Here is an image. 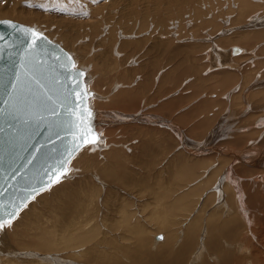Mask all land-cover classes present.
Instances as JSON below:
<instances>
[{"label":"rangeland","instance_id":"1","mask_svg":"<svg viewBox=\"0 0 264 264\" xmlns=\"http://www.w3.org/2000/svg\"><path fill=\"white\" fill-rule=\"evenodd\" d=\"M244 1H239L240 8ZM247 2L249 9L240 11L234 0H91L88 3L95 6L91 11L95 16L106 14L102 25L110 28L113 23L125 21V28L131 29L127 31L131 38L123 40L121 35L122 40L118 36V40L101 41V22L81 30L78 18L74 17L71 18L77 22L74 27L69 24L68 14L65 15L68 8L59 2L0 0L1 11L16 12L0 11V20L22 24L70 49L64 48L73 60V67L83 73L85 103L94 113L86 119L87 130L101 136L93 138L96 143L89 142V148L74 164L67 163V177L63 181L35 196L27 208V213L40 212L45 209L44 204L56 206L61 202L62 208L48 210V217L41 218L40 225L30 231L50 234L45 236L50 245L44 247L46 243L24 233L28 222L18 226L17 219L20 221L22 217L15 216L1 230L0 253L6 262L11 259L12 264H38L37 261L43 260L47 264L45 260L52 258L53 264H140L125 251V247L137 246L139 240L145 241L149 248L147 259L140 258L161 259L171 244L163 247L162 241H156L155 237L165 235L168 241L167 237L172 238L178 230L179 248L186 216L194 209L199 190L207 188L202 189L200 182L211 179L223 164L220 176L223 175V186L234 191L241 234L236 229L239 237L231 241L226 235L215 236L228 257L222 262L219 256H214L204 219L210 212L223 219L225 210L215 209L218 201L208 205L210 200L206 202L204 193L190 215L191 219L201 215V232H196L195 242L186 247L180 264H264V0ZM100 7L103 8L99 14ZM60 33L74 47L66 45L58 37ZM101 58L108 60V67L116 62L115 72L104 70ZM123 74L126 78H122ZM165 150H169L170 156L163 160ZM193 191H198L196 197ZM53 196L62 199L54 202ZM221 201L233 211L232 197L229 202L225 197ZM68 207L76 212V217L82 214L81 219L93 220L89 233L92 242L100 243L97 251L86 255L82 250L53 247L60 234L73 231L65 228ZM133 227L138 228V233L131 232ZM211 229L209 236L217 233ZM206 242L207 252L203 251ZM57 245L61 246V241ZM198 250L204 255L195 263ZM79 252L83 254L77 256ZM175 254L171 252V258ZM101 255H105L103 262Z\"/></svg>","mask_w":264,"mask_h":264},{"label":"water","instance_id":"2","mask_svg":"<svg viewBox=\"0 0 264 264\" xmlns=\"http://www.w3.org/2000/svg\"><path fill=\"white\" fill-rule=\"evenodd\" d=\"M0 21H10L16 26L0 23V37H3L0 39V109L4 110L0 114V217L9 220L35 194L47 188L42 189V185L55 183L62 172L59 162L68 158L67 151L73 145L79 150L95 136L85 127L87 92L82 75L78 76L81 71L73 67L69 54L47 37L39 41L35 50L26 52L35 36L24 29L31 28L12 20ZM22 57L26 58L25 67H20ZM17 77L19 86L13 91L10 85ZM23 96L36 105L27 124L23 122V112L15 120L9 115L24 107ZM47 96H51L55 104L47 101ZM51 107L56 108L57 117L51 116L48 110ZM54 121L59 126H55ZM31 145L41 151L35 152ZM78 150L72 151L69 159ZM29 153L39 159L13 177V170L24 163L22 157ZM33 188L37 190L35 193L31 192Z\"/></svg>","mask_w":264,"mask_h":264},{"label":"bare ground","instance_id":"3","mask_svg":"<svg viewBox=\"0 0 264 264\" xmlns=\"http://www.w3.org/2000/svg\"><path fill=\"white\" fill-rule=\"evenodd\" d=\"M39 1V0H38ZM41 1V0H40ZM49 2H59L58 4L59 5H63V6H65L66 8H68L67 9V11L68 12H71V13H74V15L73 14H69L68 12H65L64 14L65 15H67L68 14V17L70 18V20H71V23H69V24H72V25H74V27H76L77 26V22H75L74 20H72L71 18H78V25L81 27V30H86V26H89V27H94L96 24H98L99 22H101L100 24H101V33H103V35H101V41H106V40H109V39H112V38H114V39H117V37L119 36V39H121L122 37H121V35L124 37V39L123 40H125L126 38H131L130 37V35L131 34H129L128 32H130V30L131 29H128V27H126L125 28V26H127V25H124V22L125 21H122V22H120L118 25H114V23L113 24H111V27L109 28V27H107L106 26V24H104V25H102L103 23H105V21H104V19H105V15L103 16V14L101 15V16H99V15H97V16H95V14H93L94 13V11L93 12H91L92 11V8L93 7H95L94 5H89V3L88 2H91V0H48ZM92 1H95V0H92ZM235 1V5H236V7H237V9H239L240 7H239V1L240 0H234ZM237 1H238V3H237ZM106 2V1H105ZM177 2V1H176ZM103 4H104V2H102ZM246 3V4H245ZM50 4H52V3H50ZM103 4H101V6L103 5ZM170 4V3H169ZM53 5V4H52ZM168 5V4H167ZM131 6H133V4L132 5H129V6H127V9H130V8H132ZM170 6H171V8H174L173 7V5H171L170 4ZM170 6L168 7V8H170ZM177 6V4L175 5V7ZM180 6V5H179ZM255 6V5H254ZM104 7V6H103ZM103 7H100V8H94L95 10L97 9V11L99 12V14L101 13V9L103 8ZM106 7V6H105ZM249 5H248V2H247V0H245L244 2H242V7L240 8V11H242V10H244V11H246V10H248L249 9ZM65 8V9H66ZM158 8V7H157ZM93 9V10H94ZM162 9V8H161ZM178 9V8H177ZM164 11H165V9H163ZM254 10V9H253ZM1 11V10H0ZM96 11V12H97ZM162 11V10H161ZM167 11H169L170 12V10H167ZM1 12H6V13H9V14H16V12L14 11V10H12V12H10L9 10H3V11H1ZM44 12H46V11H44ZM90 12L92 13V14H90ZM157 12V11H156ZM159 12H160V10H159ZM174 12V11H173ZM158 13V12H157ZM162 14L164 13V12H161ZM179 13V12H178ZM177 13V14H178ZM244 12H241V14H243ZM18 14V13H17ZM97 14V13H96ZM158 14H160V13H158ZM161 14V15H162ZM238 14H239V11H238ZM76 15V16H75ZM165 15V14H164ZM163 15V16H164ZM32 16V15H31ZM83 16H85V17H83ZM176 15H174V17H175ZM67 17V18H68ZM83 17V18H82ZM165 17V16H164ZM171 17V16H170ZM173 17V16H172ZM45 18V17H44ZM80 18H82L81 20H80ZM161 18L163 19V17L161 16ZM167 18V17H166ZM25 19H27V17L25 18ZM29 19H30V17H29ZM135 19H137V18H135ZM143 19V18H142ZM145 19V18H144ZM165 19V18H164ZM31 20V19H30ZM29 20V21H30ZM32 20H35V19H33L32 18ZM166 20V19H165ZM36 23V22H35ZM161 23V22H160ZM62 24H63V22H62ZM142 24V23H141ZM154 24V23H153ZM159 25V24H158ZM50 25H48V27H49ZM66 26V25H65ZM64 26V27H65ZM154 26H156V25H154ZM146 27H147V24H146ZM145 28V27H144ZM70 29V28H69ZM72 29H73V27H71V35L72 34H74V32L72 33ZM93 29H95V28H93ZM98 30V29H97ZM91 31V28H89V32ZM128 31V32H127ZM70 32V31H69ZM80 32H82V31H80ZM88 32V33H89ZM38 33H40V32H38ZM91 33V32H90ZM40 34H42V33H40ZM59 36V38H61V39H63L64 40V43H66V45H69V47H74V43L72 42V41H70V39L67 41L66 40V36L63 34V33H60V34H58ZM88 36V35H87ZM86 36V37H87ZM68 38H71V37H68ZM75 38H76V36H75ZM88 38V37H87ZM89 39V38H88ZM91 39V38H90ZM133 39V38H132ZM164 39V38H163ZM71 40H73V39H71ZM76 40V39H75ZM118 40V39H117ZM122 40V39H121ZM53 43H55V42H53ZM105 43V42H104ZM126 43V42H125ZM129 43H130V41H129ZM55 44H57V43H55ZM124 44V43H123ZM60 47H62L61 45H60ZM124 47V46H123ZM131 48L133 47V46H130ZM146 47V46H145ZM63 49L65 48L66 50L68 49L67 47H65V44H63V47H62ZM64 49V50H65ZM133 50L132 51H134V52H136L135 50H134V48H132ZM65 50V51H66ZM69 51H70V49H68ZM72 50V49H71ZM73 51H75V49L73 50ZM132 53V52H131ZM74 54V53H73ZM97 57V56H96ZM75 59L77 60V61H79L78 59H77V57H76V55H75ZM127 60H129V59H127ZM111 61V60H110ZM113 61H114V59H113ZM126 61V60H125ZM114 64V65H113ZM113 64H111V65H113V67L111 66V67H108L110 64H109V62H108V60L106 61L105 59H103V58H101V67H103L104 68V70H107V68H109L110 69V71H114L115 72V70H116V68H117V66H116V62H114ZM93 66V65H92ZM99 67V66H98ZM75 69H76V67H74ZM120 69V68H119ZM147 69V68H146ZM94 71V70H93ZM127 71V70H126ZM96 73V72H95ZM118 73V72H117ZM129 74V73H128ZM127 74V75H128ZM125 75L126 74H123V76H122V78H126L125 77ZM95 76V75H94ZM91 77H93V76H91ZM98 78V77H97ZM101 78V77H100ZM253 78V77H252ZM108 79V78H107ZM101 80V79H100ZM89 81H91V80H89ZM142 81V80H141ZM145 81H148V80H145ZM125 83V82H124ZM145 83V82H144ZM147 84V83H146ZM120 86V85H119ZM133 87V86H132ZM143 87V83H141V88ZM131 88V87H130ZM137 88V87H136ZM127 89V88H126ZM137 90V89H136ZM85 91H87L86 90V88H85ZM143 91V90H142ZM92 94V93H91ZM92 96H93V94H92ZM93 98V97H92ZM91 98V99H92ZM93 100H95V99H93ZM97 101V100H96ZM91 102V101H90ZM93 103V102H92ZM86 104V107H87V111H86V115H85V125L86 124H88V127H89V123L86 121V119L87 118H91V117H93V115H94V113H92L91 111H89L90 109H89V105H87V103H85ZM94 105V104H93ZM95 106V105H94ZM95 108H97L96 106H95ZM96 112V111H95ZM99 114H100V112H99ZM110 114V113H109ZM111 114H112V112H111ZM110 114V115H111ZM96 115V114H95ZM108 115V114H107ZM113 115V114H112ZM107 117H109V116H107ZM112 117V116H111ZM95 118V117H94ZM93 119V118H92ZM96 119V118H95ZM103 119V118H102ZM105 119V118H104ZM101 120V119H100ZM107 120V119H106ZM96 121V120H95ZM104 121V120H103ZM108 121H109V119H108ZM114 121V120H113ZM104 123H105V121H104ZM103 123V124H104ZM95 124V123H94ZM86 127V126H85ZM87 128V127H86ZM94 129V128H93ZM102 129V128H101ZM88 130H90L89 128H88ZM100 135V134H99ZM94 136H96V135H94ZM96 138H101V136H96ZM93 141V140H92ZM173 143V142H172ZM168 144V143H167ZM90 146H91V144H90ZM89 148V143H87V144H85L84 146H82L74 155H73V157L70 159V162H69V164H74V160L78 157V156H80L81 154H82V152H84L85 150H87ZM110 155V157L111 156H113L112 154H109ZM114 159V158H113ZM79 161V160H78ZM67 165V164H66ZM69 166H71V165H69ZM225 166L223 165V164H221L220 165V167H218V171H215L214 173H213V175H212V178L211 179H209V180H207L205 183H203V184H201V182H200V186L202 187V189H203V187H207L204 191L202 190H199V194H197L198 193V191H197V193L195 192V191H193L194 193V195H195V197L197 196V195H199L198 197H196V198H198V199H196V201H195V199H194V209H196V207H197V204H198V202L202 199V197H203V195H204V193H205V195H207L206 197H204V199L206 200V202L208 201V200H210V202H209V204L208 205H210L211 203L213 204L214 202H216V201H218L219 202V204H217V207L215 208V209H217V210H219L220 212L222 211L223 212V210H225V212L223 213V215H224V217H223V219H221L222 217H220L221 216V213H220V218H218V215H216L214 212H210L208 215H209V217H206L205 219H204V224H203V226L206 228V227H209L208 228V230H206V234H207V239L209 240V242L211 241V244H209L210 246H209V248H211L212 250H213V253H214V256H219L220 257V259H221V261L223 262L224 261V259L226 258L227 259V251L226 250H224V249H222L221 247H220V245H219V242H218V240H217V237H215V236H218V237H220V234H222V235H226L227 237H228V239L231 241V240H237V237H239V234H238V232H239V230H238V227H237V224H238V222H240L241 220L239 219V216L237 215V206L235 205V204H237L236 203V200H234V191L232 190V188L230 187V186H227V188H226V186H223V182H222V177H223V175H221L220 176V174H221V172H222V170H223V168H224ZM70 168V167H69ZM60 177V176H59ZM59 179V178H58ZM225 179V178H224ZM64 179H62V181H63ZM60 182H61V179H60ZM52 184H54V183H52ZM51 184V186H53ZM227 184V183H226ZM55 185V184H54ZM217 187H216V186ZM214 186H215V189H214ZM198 187V186H197ZM236 187V186H235ZM50 188V187H49ZM95 188V187H94ZM192 188V187H191ZM191 188L189 189V190H191ZM213 188V189H212ZM219 188V189H218ZM46 189H48V187L46 188ZM46 189H44V190H42V191H40V192H38L37 194H35L29 201H27L26 203H25V205L17 212V214H16V217L17 216H19V217H22V220H18L17 219V222H19V225L18 226H20V225H23L24 223H27V228L25 229V231H24V233H28V234H31V236L32 237H34L36 240H37V242H39V243H46V244H43V246L44 247H48L50 244H48L49 243V241H47V239L45 238V236L46 235H50V234H39V235H37V234H32V233H30V231L31 230H34V229H36V226H39L40 225V221H42L41 220V218H43V217H45V216H47V211L48 210H52V211H55V210H58V209H60V208H62V204H61V202H59V203H57V205L56 206H54L52 203L51 204H44V208L45 209H40L41 211L40 212H26V211H28V209L30 208V206L29 205H31L30 204V202H31V200H33L34 199V197L35 196H37L38 194H40V193H42V192H44ZM98 189V188H97ZM193 189H195V188H193ZM199 189H200V187H199ZM198 190V189H197ZM52 192V191H51ZM69 192V191H68ZM67 192V193H68ZM73 192V191H72ZM206 192H209L208 194L206 193ZM70 194H71V192H69ZM74 193V192H73ZM191 194L192 193H190L187 197H189V196H191ZM197 194V195H196ZM90 195H92V193H90ZM204 195V196H205ZM56 197V196H55ZM54 196L52 197V199L51 200H53L54 198H55ZM185 197V196H184ZM225 197V200L226 201H228L229 202V199H231V197H232V201H233V206H234V208H233V211L231 210L230 211V209H227L226 208V206L227 205H225V203L224 202H222L221 201V199H223ZM60 198H61V196L60 197H58L57 196V198H55V201L54 202H56V201H58V200H60ZM36 199V198H35ZM37 199H39L38 197H37ZM62 199V198H61ZM185 199H186V197H185ZM184 199V200H185ZM203 199V200H204ZM41 200V199H40ZM46 200V199H45ZM50 200V201H51ZM72 200V199H71ZM187 200V199H186ZM75 201V200H74ZM74 201H72V202H70V203H73ZM81 201V200H80ZM44 202V201H43ZM42 202V203H43ZM52 202V201H51ZM63 202V201H62ZM66 202V201H65ZM91 202H93V200L91 201ZM204 203L205 205H207V203ZM231 202V201H230ZM45 203V202H44ZM78 205L81 203H79V202H76ZM69 204V203H68ZM75 204V203H74ZM76 204V205H77ZM86 205L88 204V203H85ZM216 204V203H215ZM214 204V205H215ZM38 205V204H37ZM75 205V206H76ZM80 205H82V204H80ZM85 205V206H86ZM214 205H213V207H214ZM68 206V205H67ZM73 206V205H72ZM216 206V205H215ZM232 206V207H233ZM29 207V208H28ZM33 207V206H32ZM77 207V206H76ZM80 207V206H79ZM88 207V206H87ZM200 207V206H199ZM208 207V206H207ZM28 208V209H27ZM36 208V207H35ZM42 208V207H41ZM71 208V207H70ZM78 208V207H77ZM212 208V207H211ZM210 208V209H211ZM55 209V210H54ZM67 209H69V207L67 208ZM76 209V208H75ZM80 209V208H79ZM87 209V208H86ZM194 209L192 210V212H190L189 214H188V216H186V222H185V225H184V228H183V231L181 232V234H182V237H183V239H181V242H180V246H179V248L177 249V246H178V239H177V237H176V233H177V231L178 230H176V233L174 234V236L171 238V237H167V239H168V241H166L165 240V235L164 236H160V237H162V239L160 238V239H157L156 237V241H159L160 242V240L162 241V246L164 247V244H171V248H170V250H168V252H167V254L166 255H164L163 257H161V259L160 258H156L157 256H152L149 260H144V259H142V258H140V257H145L146 259H147V252L149 251V248H147V246H146V244H145V241H141V240H139V242L137 243V246H135V247H133V248H131V247H129V248H127V247H125V251H126V253L127 254H129V256L132 258V260H134V261H137V260H139V261H141L142 263H140V264H180V261H181V257H182V254H184L185 253V251H187V249H186V247L187 246H190V244H192L193 242H195L194 240H195V238H194V236H195V234H197V233H199V231L201 230V215L199 216V217H196V218H192L191 219V217H190V215H192V213H193V211H194ZM215 209H213V210H215ZM70 210V209H69ZM69 210H67V211H69ZM84 210V209H83ZM227 210V211H226ZM32 211V210H31ZM80 211V210H79ZM78 211V212H79ZM200 211H201V209H200ZM60 212V211H59ZM130 212V211H129ZM243 212V211H242ZM50 213V212H49ZM54 213V212H53ZM76 212L73 210V212H71V210L68 212V217H67V220H66V229H70V230H73V231H70L71 233H69V234H67V232L66 233H62L63 234V236H62V234H60L59 236H61V237H59L58 238V240H54L55 241V245L53 246V247H56V249H71L72 251H78V250H82L85 254L87 253V252H89V254H90V252L92 253V251H97L98 250V248H99V244H97V243H94V242H92V240H90L91 238H92V235L90 236V233L89 232H91V228L94 226L93 224H92V222H91V220H90V217L88 216V214H87V217H89V220L88 219H86V220H83V219H81L80 217H82L80 214H79V216L78 217H76L77 216V214H75ZM84 213H87V211H85L84 210ZM202 213V212H201ZM216 213H219V212H216ZM55 214V213H54ZM51 215V214H50ZM49 215V216H50ZM53 215V214H52ZM61 215V214H60ZM239 215H241V213L239 214ZM72 216V217H71ZM125 216H126V214H125ZM16 217H14L15 219H16ZM18 217V218H19ZM48 217V216H47ZM53 217V216H52ZM65 218H66V216H64ZM63 217V218H64ZM73 217H76V220H72V218ZM86 217V218H87ZM123 217V216H122ZM243 217H244V215H243ZM242 216H241V219H244ZM51 218V217H50ZM58 218L60 219V217L58 216ZM158 220H161V218L162 217H156ZM154 219V218H153ZM13 220V219H12ZM93 221V220H92ZM130 221V220H129ZM154 221H155V219H154ZM157 221V220H156ZM199 221H200V223H199ZM13 221H10L9 222V220H5V226H7V224L9 223V224H11ZM55 222V221H54ZM56 222H57V220H56ZM55 222V223H56ZM59 222H61V220H59ZM47 223V222H46ZM9 224H8V226H9ZM48 224H50V223H48ZM64 224H65V220H64ZM74 224V225H73ZM138 224V223H137ZM54 225V224H53ZM56 225V224H55ZM159 225H160V222H159ZM215 225V227H218V231H216L217 229L215 228V227H213ZM239 225V224H238ZM4 226V227H5ZM61 226V225H60ZM182 226V225H181ZM50 227V226H49ZM59 227V226H58ZM58 227H56V228H58ZM96 227V226H95ZM241 227V226H240ZM244 227V226H243ZM6 228V227H5ZM142 228V227H141ZM212 228V229H211ZM4 228H2V229H0V238H1V234H2V232L3 231H1V230H3ZM60 229H61V227H60ZM138 228H135L134 229V227L133 228H131L130 230H132L131 232L133 233V232H137L138 233V230H137ZM204 229V228H203ZM202 229V230H203ZM209 229H211V230H215L217 233H215V235H212V236H209L210 235V230ZM238 230V232H237V230ZM240 229V228H239ZM244 229V228H243ZM130 230H129V232H130ZM251 230V229H250ZM45 231V230H44ZM23 232V231H22ZM54 232V231H53ZM197 232V233H196ZM201 232V231H200ZM128 233V232H127ZM240 234H241V232H239ZM249 234V233H248ZM134 235V234H133ZM93 236H94V234H93ZM125 236V235H124ZM234 236H236V238L234 239ZM52 237H54V236H52ZM134 238V237H133ZM29 239V238H28ZM138 239V238H137ZM142 239V238H141ZM196 239H198V237H196ZM5 240V239H4ZM7 240H8V238H7ZM53 240V239H52ZM176 240H177V242H176ZM200 240V239H199ZM205 240V239H204ZM238 240H239V238H238ZM61 241V246L60 245H57V243H59ZM96 241H100V240H96ZM106 241H107V239H106ZM180 241V240H179ZM207 241V240H206ZM174 242H176V243H174ZM198 242H200V241H198ZM229 242V241H228ZM38 243V245L40 246V244ZM92 243H94V244H92ZM201 243H203V242H201ZM200 243V244H201ZM226 243V242H225ZM199 244V245H200ZM204 244V243H203ZM230 244V243H229ZM233 244V243H232ZM136 245V244H135ZM161 246V243L160 244H158V246ZM170 246V245H169ZM208 245H207V242H206V247H205V249L203 250V251H205L206 250V252H207V247ZM80 247H82V248H85L84 250L82 249V248H80ZM88 247V248H87ZM191 247V246H190ZM197 247H198V243H197ZM32 248V247H31ZM166 248H168V247H166ZM189 248V247H188ZM202 248V247H201ZM203 248H204V246H203ZM46 249H48V250H50V248H46ZM102 249V248H101ZM169 249V248H168ZM177 249V250H176ZM172 250V251H171ZM193 250V249H192ZM160 251V250H159ZM203 251H199L198 250V255L197 256H195L194 257V259L193 260H195L194 262L196 263V262H198V260H200V259H202L203 258V256L202 255H204L203 254ZM33 252V251H32ZM151 252V251H150ZM171 252H174V254H175V256H173L172 258H171ZM206 252H205V254H206ZM166 253V252H165ZM195 253V252H194ZM212 253V252H211ZM22 253H20V255H21ZM32 254V253H31ZM81 254H83V253H81V252H79L78 254H77V256H80ZM88 253L86 254V255H89ZM156 254V253H155ZM163 254H164V252H163ZM85 255V256H86ZM159 255H161V254H159ZM173 255V254H172ZM195 255V254H194ZM3 256V254H1L0 253V264H12L11 263V259L10 260H8L7 262L5 261V257H2ZM33 256H36V255H33ZM16 257V256H15ZM22 257H23V254H22ZM37 257V256H36ZM92 257V256H91ZM8 258V257H7ZM9 258H11V257H9ZM95 258V257H94ZM111 258V257H110ZM115 258V257H114ZM14 259V258H13ZM24 259V258H23ZM26 259V258H25ZM44 259V258H43ZM22 259L20 258V261H21ZM27 260V259H26ZM29 260V259H28ZM91 260H92V258H91ZM95 260V259H94ZM105 260V255H101V262H103ZM25 261V260H24ZM31 261V260H30ZM37 261V260H36ZM43 261V260H42ZM41 260L40 261H37V263L38 264H44L43 262H42ZM46 262H47V264H50V263H52V262H54L53 260H52V258H48L47 260H45ZM33 262V261H32ZM88 262V261H87ZM117 262V260L114 262V263H116ZM182 262V261H181ZM189 262H191V260H189ZM264 262V261H263ZM14 264V263H13ZM34 264V263H33ZM53 264V263H52ZM189 264V263H188ZM260 264V263H259Z\"/></svg>","mask_w":264,"mask_h":264},{"label":"snow or ice","instance_id":"4","mask_svg":"<svg viewBox=\"0 0 264 264\" xmlns=\"http://www.w3.org/2000/svg\"><path fill=\"white\" fill-rule=\"evenodd\" d=\"M0 23H7V24H10L12 27H16L14 24H12V22L10 21H0ZM25 32H32V34L35 36V39H33L31 41V48L28 49L26 48L25 51H32V50H35V48L38 46V43L40 40H46V37H43L42 34L40 33H36L35 30H32V29H24ZM0 39H3V37H0ZM0 51H2V49H0ZM25 57H22L21 60H20V67H25ZM69 60H71V57H68ZM74 66V65H73ZM83 75V73H78V76H81ZM35 79V78H34ZM36 83L39 84V80H36ZM19 86V77L16 78V80H14L12 82V84L10 85V87L12 88L13 91H16L17 87ZM76 87H79V85L77 84ZM75 90V89H73ZM21 91H23V88H21ZM47 101H51L53 104H55V101L52 100V97L51 96H47L46 97ZM7 103V102H5ZM21 103L24 105V107L22 109H17L16 111L12 112V113H9V115L11 116V118L13 120L17 119L18 115L23 112L24 113V123L27 124L29 122V117H30V113L35 109L36 105L33 101H30L28 100V97L27 96H23L21 98ZM81 103H83V101H81ZM51 116L52 117H57L59 115V113L57 112L56 108L55 107H51L48 109ZM3 109H0V114L3 113ZM81 115H83V112L81 113ZM53 124L55 126H59L55 121L53 122ZM57 137L59 138V133L56 134ZM90 143H96L95 140L91 141ZM30 147H32L34 149L35 152H40L41 151V148H37L36 145H31ZM78 150L76 148L75 145H73L72 149L71 150H68L67 151V156L68 158H64V159H61L59 164H60V168L62 170L61 172V175L59 177V179H57L56 181H54L55 183H59L60 182V179H64L67 177V172L66 171H63L64 169V165L66 163H69L70 162V157H71V152L72 151H76ZM22 159L24 160V163L20 165L19 168H16L13 170V177H15L16 174L20 173V170L24 167H26L27 165H32L34 163V161L38 160L39 159V156L37 155H34L32 153H29L28 156H25V157H22ZM51 187V184H47V185H42V189L43 187ZM37 190L36 189H31V192L35 193ZM26 206V205H25ZM11 219H14V214L9 218V222ZM5 226V219L3 217H0V229L4 228ZM162 239V237H161Z\"/></svg>","mask_w":264,"mask_h":264},{"label":"crops","instance_id":"5","mask_svg":"<svg viewBox=\"0 0 264 264\" xmlns=\"http://www.w3.org/2000/svg\"><path fill=\"white\" fill-rule=\"evenodd\" d=\"M165 151H166V153H165V156L163 157V160H164L166 157L168 158V157L170 156V155L168 156L169 150H165ZM160 153H163V151H161ZM166 160H167V159H166ZM164 163H166V162L164 161ZM169 165H170V162H169V164H168L166 167L169 168V167H170Z\"/></svg>","mask_w":264,"mask_h":264}]
</instances>
